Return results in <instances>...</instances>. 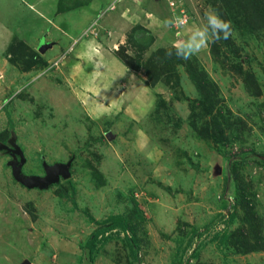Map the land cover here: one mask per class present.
<instances>
[{"label": "rangeland", "instance_id": "1", "mask_svg": "<svg viewBox=\"0 0 264 264\" xmlns=\"http://www.w3.org/2000/svg\"><path fill=\"white\" fill-rule=\"evenodd\" d=\"M98 2L83 29L63 0H0V264H264V28L222 0ZM210 10L233 35L167 56L166 22Z\"/></svg>", "mask_w": 264, "mask_h": 264}, {"label": "clouds", "instance_id": "2", "mask_svg": "<svg viewBox=\"0 0 264 264\" xmlns=\"http://www.w3.org/2000/svg\"><path fill=\"white\" fill-rule=\"evenodd\" d=\"M166 23L170 26L179 23L181 28V36L172 43L171 48L166 51V55L169 57L175 55L178 59L183 60L198 55L210 43L228 40L233 35L231 22L223 19L215 10L206 12L204 23L192 27L190 32L184 30V20L180 17Z\"/></svg>", "mask_w": 264, "mask_h": 264}, {"label": "crops", "instance_id": "3", "mask_svg": "<svg viewBox=\"0 0 264 264\" xmlns=\"http://www.w3.org/2000/svg\"><path fill=\"white\" fill-rule=\"evenodd\" d=\"M45 1V0H44ZM44 1L43 0H32V2H33V4H34V6H36L37 8H39V5H41V3H44ZM73 1L75 2L76 0H63V4H61L59 7H61V9L60 8H58V6L55 8V5L53 6V5H51V9L52 10H54V9H57L56 11H55V13L53 14V15H55L56 17L54 18L55 20H60V21H63V20H65V21H70V22H77L78 21V19H80V16L81 15H84V20L83 21H81V22H83V23H78V26H80V25H82V27H83V29H85V27H86V25L88 24L87 22L90 20V18L92 17V15L93 14H95L96 12V5H98L99 4V2H98V0H93L92 2H90V3H87V5H81L80 7H79V4L80 3H78V0L76 1V3L73 5L72 3H73ZM153 1V0H152ZM156 2V1H155ZM53 7V8H52ZM82 12H83V14H82ZM78 26H77V23L75 24V28H78ZM72 28L70 27V30H71ZM82 29V30H83ZM81 29H79V31H80ZM2 31V30H1ZM4 32H5V35L6 36H3L1 39H0V43H3L8 37H9V33L6 31V30H3ZM89 32V31H88ZM88 32H85L84 34H88ZM83 34V33H82ZM81 34V35H82ZM4 37H6V38H4ZM94 44L95 43H92V45L91 46H87L86 47V49H84L86 52H87V59L92 63L91 64V66L92 67H96V70H97V72H96V76H97V79H98V81L99 82H103V84L104 83H106V85H108V81H110V79L109 78H113V74H112V72H113V70H111V66H109L108 64H107V66L109 67V68H107V67H103L102 65H98L99 64V62L97 63V65L95 64H93V62H94V60H95V62H97L96 60H97V58L95 57V56H98V57H100V58H102L101 57V55H100V51L99 50H97L96 49V47L94 46ZM99 53H98V52ZM92 58H94V60H92ZM109 60L110 61H108L111 65H113V63H115L114 62V57H110L109 58ZM101 61V63H103V61L102 60H100ZM102 67V68H101ZM101 68V70L99 71V69ZM104 69V70H103ZM99 72H102V74L101 75H98V73ZM112 80H114V79H112ZM102 84V83H101ZM110 85V84H109ZM98 86H99V84H98ZM109 87V86H108ZM108 87L107 88H105V89H101V90H103L104 92H108V93H106V94H108V95H110V97H113V96H115L114 95V91H111V93L109 92V89H108ZM116 97V96H115ZM14 162V161H13ZM14 165H15V162L13 163Z\"/></svg>", "mask_w": 264, "mask_h": 264}, {"label": "trees", "instance_id": "4", "mask_svg": "<svg viewBox=\"0 0 264 264\" xmlns=\"http://www.w3.org/2000/svg\"><path fill=\"white\" fill-rule=\"evenodd\" d=\"M222 2L224 3L223 5L229 8L230 11L235 12L233 11V9L234 7H236L239 12L250 17L249 20L250 24H253L254 21H257L258 27L264 28V0H222ZM200 74H202V72H200ZM201 79H203L206 83H208V81L205 78L202 77ZM247 217L250 221L253 219L252 216L250 217L249 215H247ZM108 221L110 222L109 224ZM104 222H105V228L96 231L86 242V247L89 248L90 250L89 255L92 258V260L95 258L94 254L97 247V240L100 237V234H104L106 231L113 229L127 232L131 227L130 226L131 222L123 214H115L111 216L109 220H106ZM131 242H134V240L133 241L131 240ZM245 248H249V247H245Z\"/></svg>", "mask_w": 264, "mask_h": 264}, {"label": "water", "instance_id": "5", "mask_svg": "<svg viewBox=\"0 0 264 264\" xmlns=\"http://www.w3.org/2000/svg\"><path fill=\"white\" fill-rule=\"evenodd\" d=\"M62 169L63 170V174L64 175H68L67 173H68V171H67V169H66V167L65 166H63V165H55V166H53L52 167V170H53V174H54V177L53 178H41V179H36V180H38V181H36V183H43V184H46V183H48V184H50V183H52V181L54 182V181H58L59 179H60V176H59V169Z\"/></svg>", "mask_w": 264, "mask_h": 264}, {"label": "built area", "instance_id": "6", "mask_svg": "<svg viewBox=\"0 0 264 264\" xmlns=\"http://www.w3.org/2000/svg\"><path fill=\"white\" fill-rule=\"evenodd\" d=\"M171 4H173V3H171ZM172 6V5H171Z\"/></svg>", "mask_w": 264, "mask_h": 264}]
</instances>
